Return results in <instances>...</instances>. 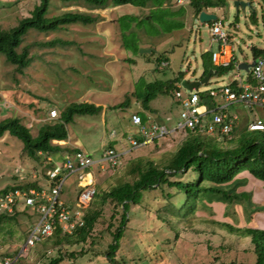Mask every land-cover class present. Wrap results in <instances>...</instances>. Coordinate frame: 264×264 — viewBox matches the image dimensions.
Returning <instances> with one entry per match:
<instances>
[{"label": "rangeland", "instance_id": "374dc122", "mask_svg": "<svg viewBox=\"0 0 264 264\" xmlns=\"http://www.w3.org/2000/svg\"><path fill=\"white\" fill-rule=\"evenodd\" d=\"M26 1L0 0V26L2 28L6 29L14 26L21 18L28 16L29 11L37 0H29L27 5ZM235 1L247 2V0H225L223 6L208 9L205 12L216 16V22L220 24L222 30L231 39L236 63H251L253 60L251 49H264V29L261 24L260 13L262 4L259 0H253L251 7L246 6L244 9L239 7L236 10L234 7ZM164 7H169L173 10L176 8L173 1L169 4L165 3ZM68 11L98 14L102 19L89 26L69 25L65 30L47 36L31 34L30 37L26 38L24 45H30L34 40L52 38L73 41L75 45L68 49H38L36 46L30 47L31 55L34 54L36 57L31 65L26 68L25 75H16L18 84L14 82V77L11 74L13 66L7 64L4 56L0 54V120L13 115L19 116L22 119L21 122L30 127L32 133L35 134L37 127L41 123L53 124L54 120L49 121L47 119L51 110L59 111L64 105L71 102H87L84 92L87 88L82 78L83 67H89V64L94 63L95 59H97V54L94 53L103 51V46L105 45L107 48H105V53L108 50L116 52L119 59L122 60L117 70L112 65L106 67L115 77L113 83L115 86L112 90L113 96H105V103L114 105V100L118 99L117 103L118 105L120 104L112 109L115 111L113 114L116 116L112 114L113 118L108 120L106 124L107 134L116 127L119 134L123 137L127 135L138 137L140 135L138 127L133 125L132 122L133 114L140 116L143 120L150 116L151 121L163 124L168 130L174 129L179 121V105L173 99L176 91L174 88L183 94L185 93L180 89L179 84H174V88L168 94L157 93L154 99L149 102V109L147 110H144L139 105L137 106L136 100L143 94L147 85L155 82L166 83L167 81H172L179 71H184L187 68L189 70L184 80L191 82L200 78L202 74L201 56L215 49V44L211 41L209 22L206 25L200 23L190 13V10L182 17L176 11L172 17L151 18L150 21H146V17L140 16H131V19H128L129 15L139 13L140 10L130 6H115L111 0H108L105 8L100 10L87 6L81 0L72 3H62L54 0L50 3L47 12L48 16H54ZM143 12L147 13L146 7ZM122 15L125 18L117 22L119 16ZM180 23L182 26L184 24L182 28L177 25ZM121 31L123 34H121ZM91 52H94L93 55ZM39 54H42L41 58L38 57ZM124 57L127 58L125 59ZM127 59H130L131 62ZM83 60H86L89 64L84 63ZM158 60H162L161 63L165 61L167 66L157 70L158 65L161 64H158ZM98 68L99 71L100 69L102 70L100 71L102 75L105 67L99 65ZM247 75V72L238 70L236 65H234L222 77L216 78L212 76L207 85L199 87V92H206L217 87L218 84L231 83L239 78L245 79ZM92 90V88L87 90L88 97L94 99L101 97L99 92ZM126 92L129 93L126 95ZM4 94L9 95L11 98L15 97L24 104L14 106L10 103V98L4 97ZM35 97H44L48 99V102H39ZM98 100L101 101L102 99ZM32 101L36 104L38 103L37 106L43 107L45 110V114L42 117H34L32 109L27 108V104ZM230 110L237 112L241 117L244 112L239 106L231 107ZM254 111L260 113L264 121V110L255 109ZM76 122H78V119ZM248 123L245 119L239 122L232 133L233 136L229 134L214 136L205 131L195 133L193 136L203 139L206 144L210 145L225 146L226 143L220 142L219 139L222 141L229 138H244L263 143V134L258 132L251 133L246 130ZM69 127V133L73 136V144L80 147L85 146L94 162L90 167V171L96 184L95 187H105L114 173L106 162H102V164L98 162L103 154L102 148H99L98 145L100 138L92 130L84 131L77 123ZM110 135L111 132L109 133ZM131 136H127L126 142L124 140L122 143L123 148L126 149L122 152L129 150L126 153L118 154L119 149L114 145V149L117 152L114 151L118 155V168L127 160L140 155L145 156L148 152L154 158H162L168 155L170 151L172 153V150L175 149L182 139L179 136L159 137L154 138L152 142L148 141L144 144L133 146L128 141V137ZM218 137L220 138L218 139ZM146 144L148 146H145ZM155 145L159 147L155 149ZM94 147H97L96 152H94ZM48 161L52 165L53 160L49 159ZM46 171L47 169L40 163L27 157L25 151H23V144L18 138L9 134H5L0 138V190L15 182L20 183V181L34 183L35 185L40 184L39 186L47 190L49 182L43 179ZM117 172V175H119V170L115 173ZM33 175H35V178H33ZM14 176L17 179H13ZM23 176H26L29 180H25ZM239 179H247L248 182L245 186L241 185L237 188L236 191L238 193L242 190H254L256 185L259 186L261 184L264 186V183L245 173L240 175ZM71 182V178L64 180L62 185L63 193L60 196V200L67 205H72L73 198H76L78 194L76 191L75 193L67 191L69 189L74 190V185ZM249 195L250 197L252 196V194ZM211 207H213L212 219L233 223L229 217H223V204L214 203ZM235 210L239 213L240 206H236ZM109 211L110 208L107 207L103 215L106 221H109ZM144 215L149 221L139 223L135 222V220H130L128 223L126 236L121 241L118 253H115V260L122 259L125 264H213L211 259L213 257L217 259L215 264H254L253 255L245 252L250 247L248 240L240 243L236 242V244L230 240L223 241L225 233L219 230H216V233L220 238L198 235L192 232L182 233L178 246H176L174 251L170 252L168 244H165V238L160 235L157 223H154V225L151 223L153 216L150 211ZM144 215L142 214V218ZM207 217H209L207 213L200 211L191 219ZM236 219L237 223L235 224L237 226L243 224L240 214L236 216ZM5 227L0 228V252H8V257L13 261L12 264L45 263L46 258H43L39 263L35 261V256L37 255L33 253L36 245L34 249L28 250L23 256L16 258L19 249L24 243L26 231L24 228L17 226L16 233H12V231L6 230ZM104 228L105 226L100 224L96 227V231L102 233V239H98L89 254L75 263L69 261L62 264H110L101 255L102 252L107 250V244L110 242L108 233ZM193 228L206 230L205 225L195 222ZM39 246L42 248L44 244L42 242L38 243L37 248H40ZM207 246H210L208 252L211 257L205 255ZM228 246H230V249ZM45 251H47V257L56 255L55 249L49 250L47 247ZM95 252L99 254L94 255ZM0 264H2V260H0Z\"/></svg>", "mask_w": 264, "mask_h": 264}, {"label": "trees", "instance_id": "16d2710c", "mask_svg": "<svg viewBox=\"0 0 264 264\" xmlns=\"http://www.w3.org/2000/svg\"><path fill=\"white\" fill-rule=\"evenodd\" d=\"M29 0L26 1V5ZM54 0H37L28 16L21 18L17 24L9 28L0 26V54L4 56L7 64L12 65L11 70L14 82L18 84L16 75H25L26 68L31 65L36 55H31L29 48L32 46L48 49H68L75 45L73 41H66L59 38L48 40H34L33 43L24 45L26 38L32 35H44L57 33L65 30L67 26H89L101 20L98 14H86L78 11H68L54 16H48V8ZM62 3H72L79 0H58ZM87 6L94 9H103L108 0H81ZM120 7L130 6L140 10L131 16L151 18L173 16L176 11L178 15L184 16L187 12L179 7L175 10L164 7L171 0H111ZM261 24L264 29V0H259ZM252 6L253 0H247ZM225 4V0H190V11L194 18L202 11L218 8ZM146 7L147 13L143 12ZM143 8V9H142ZM119 16L117 22L124 19ZM215 21L209 22L212 26ZM80 23V24H79ZM182 28V24H177ZM140 26V25H139ZM122 32V31H121ZM123 34V32L121 33ZM253 60L264 56V49H251ZM82 54V52H81ZM42 54L38 57L41 58ZM162 60H158V64ZM236 61L228 68H217L211 63V54L205 53L201 56L202 78L210 69L215 71L213 77L220 78L225 75ZM157 64V65H158ZM189 68L177 73L172 81L166 83H152L146 86L136 102L140 103L144 110L149 109L148 104L154 99L157 93L168 94L174 88V84H179L184 80ZM194 75V73H193ZM199 78V79H200ZM247 79L250 80L249 75ZM236 83L231 84L235 88ZM177 91V89L174 88ZM175 91V92H176ZM174 92V93H175ZM7 94V93H6ZM4 94L14 106L23 105L15 97L11 98ZM1 98V97H0ZM36 100L48 102L44 97H35ZM128 102V101H127ZM210 106L215 102L209 99ZM34 101L27 104V108L32 109V115L36 118L43 116V107L37 106ZM118 107V106H117ZM116 108V107H115ZM102 107L95 106L87 102H71L59 109V117L53 124L41 123L37 127V132L32 133V129L23 124L21 117L10 116L0 120V138L9 134L18 138L23 144V151L27 157L40 163L44 168L52 165L47 161V155L53 152L68 150L60 145L52 144V140H66L68 138L69 126L75 123L77 117H93L100 115ZM143 123L147 119H142ZM200 133V132H195ZM190 134L187 138H182L180 143L162 158H154L148 152L145 156H138L127 160L116 170L118 172L109 178L105 187H96L94 200L90 202L84 219L85 224L77 228L71 234L63 235L56 226L53 234L46 240L41 241L44 246L36 248L34 253L37 262L45 259L44 264H62L64 262H76L92 251V247L102 239V233L96 231L100 224L105 226L110 242L107 250L102 252V257L106 258L110 264H125L122 259L115 260V253L120 249L121 241L126 236L128 223L130 220L144 223L149 221L144 214L153 216L151 223H157L160 235L165 238V244L169 246L170 252L176 249L178 241L182 238V233L192 232L198 235H207L220 238L216 230L225 233L223 241L230 240L244 242L248 240L249 248L245 251L253 255L254 264H264V229L256 227L253 214L262 212L263 207L252 201L251 192L238 193L236 190L241 185L247 183V179H239L242 174L264 183V133L263 143H257L244 138L223 139L225 146L206 144L203 139L195 138ZM252 133V132H251ZM140 134V133H139ZM230 135V134H229ZM230 136H233L231 133ZM135 141L141 144L145 137L140 134L134 136ZM151 144V143H150ZM145 146H148L146 144ZM159 146L155 145L157 149ZM69 151L72 153L71 148ZM40 153V154H39ZM49 167V168H50ZM53 167V166H52ZM44 176V175H43ZM24 177V176H23ZM25 180H29L26 176ZM17 179V177H13ZM23 180V181H25ZM57 180L51 181L55 184ZM37 186L29 182H15L6 189L25 190L29 187ZM80 192V189H75ZM149 196H151V201ZM92 198V199H93ZM214 203L224 205L223 217H229L233 223L212 219ZM240 206V212L235 210ZM110 208L109 221L104 220L105 210ZM205 212L209 217L201 219H191L198 212ZM17 213L0 217V228L6 226V230L16 233ZM142 214L144 217L142 218ZM241 215L243 224L236 225V216ZM103 219V220H102ZM194 222L205 225L206 230L194 229ZM240 224V223H239ZM39 242V244L41 243ZM55 249L54 257H47L45 249ZM223 247V246H222ZM230 249V246H228ZM34 249V248H33ZM210 246H207L205 255L208 256ZM99 253H94V255ZM161 256V255H160ZM210 256V255H209ZM8 257V252H0V260ZM211 257V256H210ZM215 264V258L211 257ZM34 261V262H35ZM31 264V263H30ZM33 264V263H32Z\"/></svg>", "mask_w": 264, "mask_h": 264}, {"label": "built area", "instance_id": "2783aa9c", "mask_svg": "<svg viewBox=\"0 0 264 264\" xmlns=\"http://www.w3.org/2000/svg\"><path fill=\"white\" fill-rule=\"evenodd\" d=\"M172 1L176 8L182 7L186 12L190 10V0ZM209 30L211 41L215 44V49L210 52L211 63L217 68H228L235 60L231 41L219 23H213L212 26H209ZM166 66V62H162L159 69ZM248 75L250 80L246 77L234 81L235 88L231 87L233 83L231 82L203 93L199 92V88L197 91H188L179 83L180 89L185 93L177 90L173 95V99L179 105V121L174 129L168 130L165 126L149 119L145 124L140 117L132 115V122L138 127L139 133L145 137L142 144L148 141L152 142L154 138L159 137L187 138L192 133H202L203 131L214 136L231 135L234 127L239 124L238 116L228 112V109L235 104H239L244 110H250L253 114L252 122L247 124L246 130L264 133V121L255 118L256 112H254L255 109L264 110V56L255 60ZM209 99L217 100L218 103L209 106L206 104ZM58 117L59 113L56 110H51L47 119L55 121ZM128 141L133 146L139 145L132 137H128ZM49 159L53 160L54 164L53 167L47 168L43 176V179L49 182L47 190L39 186L40 184L25 190H0V217L14 215L18 211L16 215L18 226L26 231L24 243L16 258L26 254L39 242L48 239L56 226L59 227L61 234L68 235L85 224L84 214L96 190L92 177L85 179L86 183L80 186V192L72 205L62 202L60 196L63 191V182L67 176L89 168L94 163L92 158L81 149L75 148L72 155L64 156L62 160L51 154L47 155V161ZM98 162L100 164L106 162L113 171L119 166L118 155L111 148L103 150L102 157ZM55 180H57L56 183L52 184L51 181ZM12 263L13 261L9 257L2 261V264Z\"/></svg>", "mask_w": 264, "mask_h": 264}, {"label": "crops", "instance_id": "0c3cea01", "mask_svg": "<svg viewBox=\"0 0 264 264\" xmlns=\"http://www.w3.org/2000/svg\"><path fill=\"white\" fill-rule=\"evenodd\" d=\"M102 34H104V33H102ZM105 48H106V46L104 45L103 46V51H101L100 53L91 52L92 55H93V53L94 54H97L96 55L97 59H95V62L94 63L89 64L86 60H83L84 63L89 64V67H86V66L83 67V76H82L83 81L85 82V85H86L87 90H89L90 88H92L93 89L92 91H96V92H99V94H101V97L94 99V98L88 97L87 96L88 95V91L87 90H84L85 97L87 98V100H86L87 103L93 104L96 107L97 106L102 107L101 113H100V115L97 118H93V117H77L76 120L78 119V122H76V120H75V123H77L78 125H80V127L84 131L92 130L93 132L96 133V135L100 138V140L98 142V145H99V148H102V151L105 150V149H107V148H111V149L115 150L114 149V145H116L117 148L119 149V152H117L116 150L115 151L118 154L121 155V154H124L127 151H129V150H127L124 153L122 152L123 150H126V149L123 148L122 143H123L124 140L126 142V137L127 136H131V135H127L126 137L121 136L119 134V132H118V128H116V127L113 128V129H111L109 131V133L110 132H111V134L113 133V136H111V135L109 136V133L107 134L106 124H107V122H108L109 119H112L113 116H116V115L113 114L115 111H113L112 109H114L115 107L119 106L120 104L118 105V103H117L118 99L116 101L114 100V105L107 104V103H105V99L104 98H105V96H107V97L108 96L109 97L110 96H113V91L112 90H113V88L115 86V85H113L114 80H115V77L110 72V70L108 68H106V67H108V65H112V66H115L114 68L117 70L119 68L118 67L119 63L122 60L119 59V56L117 55L116 52H112V51H109L108 50L105 53ZM93 59H94V57H93ZM128 61L131 62L130 59ZM163 62H165V61H163ZM92 65H93V68H92ZM99 65L101 67L102 66L105 67L104 73L102 75L100 74V71H102V70L100 69V71H99V68H98ZM73 69L75 70V68H73ZM157 70H160L159 69V65H158V69ZM187 74H188V72H187ZM226 84H229V83H226ZM226 84H218L217 87H215V88L221 87V86L226 85ZM128 93L129 92H126V95ZM98 99H102V100L100 101ZM213 101L215 102V104L218 103L217 100H213ZM78 102H80V101H78ZM209 104H210V102H208V105ZM136 105L137 106L138 105L141 106L140 103H138V102H136ZM234 106H239L240 108H242L239 104L233 105L231 107H234ZM231 107L228 109V112L231 113V114H236L238 116V119H239L238 122H241L243 119H245L249 123L252 122L253 114H252V112L250 110H244L242 108L244 110V112H243L242 117H241V116H239L237 114V112L230 110ZM57 112L60 113L58 110H57ZM112 114H113V116H111ZM133 115H136V114H133ZM136 116H138V115H136ZM255 116H256L255 118H258V119H261L262 120V118L260 116V113H256ZM138 117H140V116H138ZM145 119H147V122H148V119L149 120H152L150 116H147ZM141 121H142V119H141ZM158 124H160V123H158ZM133 125H134V123H133ZM161 125H163V124H161ZM236 127H234V130L233 131H235V128ZM138 132H139V129H138ZM132 138L133 139H137V138L134 137V135H133ZM72 139H73V136H71V134L68 133V138L66 140H52V144L60 145L62 147L68 148V150H63V151H59V152H53V153H50V154L51 155H54V156H57V158L59 160H62V157L71 155V153L69 151V148H71L72 153L75 150V148H79L84 153H86L87 155L90 156V153L87 151V149L85 148V146L80 147V146L74 145ZM93 149H94V152L97 151V147H94ZM101 157H100V159H101ZM90 167L87 168L84 171H80V172H77V173H72V174H70V175L67 176V178H71L72 179L71 184L73 183V185H74V190L69 189L67 191H72V192L75 193V189L76 188L77 189H80V186H82V184H85L86 183L85 179L86 180L89 179L90 176L93 179L92 173L90 171ZM86 174L88 176H85ZM94 184H95V182H94ZM246 184L247 183H245L243 186H245ZM259 186L256 185L254 190H249V191H243L242 190L241 192L242 193L251 192L252 193V201L254 203L260 205V207H263V211L253 214V217H254V222H255L256 227H258L260 229H264V190H263L264 186H262L261 184ZM62 193H63V191H62ZM75 200H76V198H73L72 204L75 203Z\"/></svg>", "mask_w": 264, "mask_h": 264}, {"label": "water", "instance_id": "95a60500", "mask_svg": "<svg viewBox=\"0 0 264 264\" xmlns=\"http://www.w3.org/2000/svg\"><path fill=\"white\" fill-rule=\"evenodd\" d=\"M249 5L250 4L248 2H242V1H235L234 2V7L236 10H238L239 7H242L244 9L246 6H249ZM197 19L200 23H208L211 21H215L216 16L214 14H210V13H207L205 11H202L199 13ZM110 21H113V20H110ZM148 52H150V51H148ZM254 64H255V60H252L251 63H239L237 65V69L240 71H245L248 73L250 68L253 67ZM214 75H215V71L210 69L202 78H200L198 80H193L191 82H189L187 80H182L180 82V85L188 91H193V90L197 91L200 86L207 85L210 78Z\"/></svg>", "mask_w": 264, "mask_h": 264}, {"label": "clouds", "instance_id": "9594fccd", "mask_svg": "<svg viewBox=\"0 0 264 264\" xmlns=\"http://www.w3.org/2000/svg\"><path fill=\"white\" fill-rule=\"evenodd\" d=\"M229 40L231 41L230 38H229ZM238 64H239V63H238ZM238 64H237V65H238ZM237 65H236V67H237ZM249 71H250V70H249ZM206 104L208 105V101L206 102ZM209 106H210V105H209ZM117 169H118V168H117ZM117 169H116V170H117ZM116 170H115V171H116ZM115 171H113V173H114ZM95 185H96V184H95ZM95 189H96V187H95Z\"/></svg>", "mask_w": 264, "mask_h": 264}]
</instances>
